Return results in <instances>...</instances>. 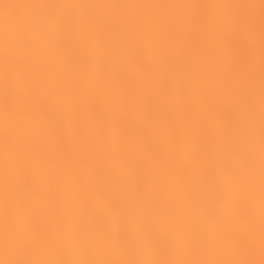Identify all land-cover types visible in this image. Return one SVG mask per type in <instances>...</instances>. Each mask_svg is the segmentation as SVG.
<instances>
[{
	"label": "snow or ice",
	"instance_id": "6c2138e0",
	"mask_svg": "<svg viewBox=\"0 0 264 264\" xmlns=\"http://www.w3.org/2000/svg\"><path fill=\"white\" fill-rule=\"evenodd\" d=\"M0 264H264V0H0Z\"/></svg>",
	"mask_w": 264,
	"mask_h": 264
}]
</instances>
